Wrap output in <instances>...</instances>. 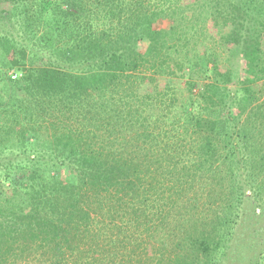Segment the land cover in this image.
I'll list each match as a JSON object with an SVG mask.
<instances>
[{"label":"trees","instance_id":"1","mask_svg":"<svg viewBox=\"0 0 264 264\" xmlns=\"http://www.w3.org/2000/svg\"><path fill=\"white\" fill-rule=\"evenodd\" d=\"M0 264H264V0H0Z\"/></svg>","mask_w":264,"mask_h":264},{"label":"rangeland","instance_id":"2","mask_svg":"<svg viewBox=\"0 0 264 264\" xmlns=\"http://www.w3.org/2000/svg\"><path fill=\"white\" fill-rule=\"evenodd\" d=\"M165 24L161 21L156 24V27H163ZM189 89V86L184 85V82L181 81L180 79H172V78H161L158 79L156 83L152 84V86H148V90H157L160 92H175L177 97L179 99L185 98L187 95V91ZM183 97V98H182Z\"/></svg>","mask_w":264,"mask_h":264}]
</instances>
